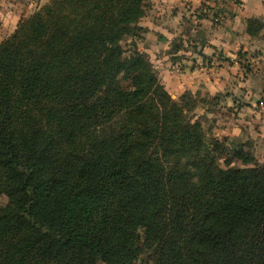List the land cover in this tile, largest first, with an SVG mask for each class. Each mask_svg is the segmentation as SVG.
Masks as SVG:
<instances>
[{"label":"trees","instance_id":"16d2710c","mask_svg":"<svg viewBox=\"0 0 264 264\" xmlns=\"http://www.w3.org/2000/svg\"><path fill=\"white\" fill-rule=\"evenodd\" d=\"M146 7L49 0L0 42V264H264V161L124 49Z\"/></svg>","mask_w":264,"mask_h":264},{"label":"crops","instance_id":"0c3cea01","mask_svg":"<svg viewBox=\"0 0 264 264\" xmlns=\"http://www.w3.org/2000/svg\"><path fill=\"white\" fill-rule=\"evenodd\" d=\"M6 3L0 18L15 23L12 33L21 19L22 13L15 12L20 0ZM146 3L136 24V47L148 56L171 98L223 96L207 114L219 126L216 137L242 142L246 137L264 149V0ZM248 19L263 24L255 36L245 30ZM200 113L207 112L203 108Z\"/></svg>","mask_w":264,"mask_h":264},{"label":"rangeland","instance_id":"374dc122","mask_svg":"<svg viewBox=\"0 0 264 264\" xmlns=\"http://www.w3.org/2000/svg\"><path fill=\"white\" fill-rule=\"evenodd\" d=\"M2 1L6 3V1H8V3H12L14 0H0V10L4 9V6L1 5ZM46 2H49V0H20V5L18 7L15 8V12L17 14H21V19L22 18H27L32 12L36 11L38 8H40L41 6H43ZM15 5V3L13 4ZM24 16V17H22ZM6 22V21H5ZM4 21L1 20L0 18V42H2L4 39H6L11 31H12V26L15 24L14 22H9L8 24L5 23ZM11 29V30H10ZM136 31V30H135ZM135 31L132 32V35L127 36L124 41H122V46L124 47V49H130L131 46L133 44L136 45V42L138 41L137 37L135 36ZM188 96H185L184 100L181 101H177L175 100L177 103H181L184 104L188 101H190L191 99L193 100L192 102L190 101V103L195 104L194 108L192 110L187 111V114L191 117L194 118H198L199 121L202 124L203 130L206 132V134H209L210 136H215L217 134L216 129L219 127L218 125H216V121H213L209 118H207V114L209 112H211V110L214 111L216 105L218 104L219 101H224V97L223 96H214V97H204V98H192L191 99L187 98ZM224 103V107L223 110H225V105L226 102ZM204 108V110H206L207 113L205 114H201L199 115V110H202ZM199 115V116H197ZM222 127V126H220ZM219 138V137H218ZM223 138V137H221ZM244 140H246L245 142L248 143L247 144V151L249 153H251L252 155H254V157L261 163L264 161V149L256 146L254 144V142H252L251 140H247L246 137H243ZM220 164L222 165V162H220ZM232 166L236 167L239 166L238 164H233ZM6 198L1 196L0 197V207L4 206L6 204ZM133 264H154L152 259L150 258L149 254H142L141 256L138 257V259L133 263Z\"/></svg>","mask_w":264,"mask_h":264}]
</instances>
